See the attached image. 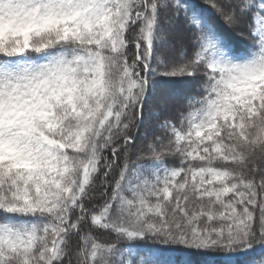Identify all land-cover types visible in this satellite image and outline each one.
Segmentation results:
<instances>
[{
    "label": "snow or ice",
    "instance_id": "obj_1",
    "mask_svg": "<svg viewBox=\"0 0 264 264\" xmlns=\"http://www.w3.org/2000/svg\"><path fill=\"white\" fill-rule=\"evenodd\" d=\"M0 264H264V0H0Z\"/></svg>",
    "mask_w": 264,
    "mask_h": 264
},
{
    "label": "trees",
    "instance_id": "obj_2",
    "mask_svg": "<svg viewBox=\"0 0 264 264\" xmlns=\"http://www.w3.org/2000/svg\"><path fill=\"white\" fill-rule=\"evenodd\" d=\"M256 2H258V0H256ZM254 19H255V16L251 17L250 18V25L252 27V30L254 29L255 27V24H254ZM231 41H232V48L234 51H237L239 55H242V56H247L249 53H252L256 50H258V44L256 46V48L253 47V43L251 41V39H247V40H244V39H241L239 37H236L234 35H232L230 37ZM154 110L156 109H151L150 108H146L145 109V114H144V124L141 126L140 130H139V135L142 137L144 136V134L147 132L149 135H148V140L145 141V140H138L137 141V144L138 145H142V146H145V151H147V147L146 145L148 144V142H150L152 139H153V133L157 136L161 135V133L156 129V125H157V121L154 117ZM158 119H160V117H158ZM135 149H133V152L130 153V160H129V163L132 164V163H144L145 161H137L136 160V156H135ZM168 163H169V166H174L172 163H171V158H168ZM258 222L256 224V227L258 228ZM111 238V237H109ZM259 252V247L257 246V253ZM251 257L248 256V257H241L242 260H247V259H250Z\"/></svg>",
    "mask_w": 264,
    "mask_h": 264
},
{
    "label": "rangeland",
    "instance_id": "obj_3",
    "mask_svg": "<svg viewBox=\"0 0 264 264\" xmlns=\"http://www.w3.org/2000/svg\"><path fill=\"white\" fill-rule=\"evenodd\" d=\"M259 27H261V25H258L254 32L258 31ZM151 109H155V108H150V110H151ZM153 113H154V114H153V115H154L153 118H155V119L157 118L156 121H158L159 119H158V116L156 115V110H154Z\"/></svg>",
    "mask_w": 264,
    "mask_h": 264
}]
</instances>
